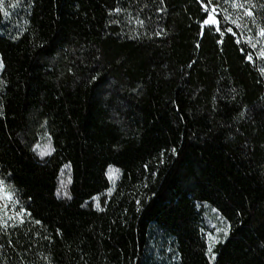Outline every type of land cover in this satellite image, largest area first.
Here are the masks:
<instances>
[{
    "label": "trees",
    "instance_id": "16d2710c",
    "mask_svg": "<svg viewBox=\"0 0 264 264\" xmlns=\"http://www.w3.org/2000/svg\"><path fill=\"white\" fill-rule=\"evenodd\" d=\"M220 1L0 0V264H264V53Z\"/></svg>",
    "mask_w": 264,
    "mask_h": 264
},
{
    "label": "rangeland",
    "instance_id": "374dc122",
    "mask_svg": "<svg viewBox=\"0 0 264 264\" xmlns=\"http://www.w3.org/2000/svg\"><path fill=\"white\" fill-rule=\"evenodd\" d=\"M219 6L224 10L225 18L241 29L243 38L249 41L260 53H264V32L253 27L251 19L250 0H222ZM206 24H216L215 17L211 15ZM3 69V62L0 57V80ZM48 140L43 137L39 149H46ZM109 177L113 186L120 178V173L116 168H110ZM13 218L16 221L25 222L27 216L21 210L13 197L11 190L0 182V224L3 217ZM229 222L213 207H207V217L205 219V232L208 237L210 248L223 239L229 232Z\"/></svg>",
    "mask_w": 264,
    "mask_h": 264
},
{
    "label": "snow or ice",
    "instance_id": "6c2138e0",
    "mask_svg": "<svg viewBox=\"0 0 264 264\" xmlns=\"http://www.w3.org/2000/svg\"><path fill=\"white\" fill-rule=\"evenodd\" d=\"M206 23H207V21H206Z\"/></svg>",
    "mask_w": 264,
    "mask_h": 264
}]
</instances>
